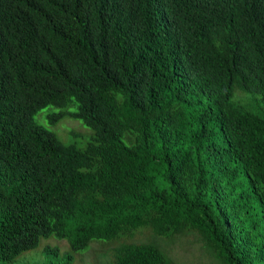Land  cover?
<instances>
[{
	"label": "trees",
	"instance_id": "obj_1",
	"mask_svg": "<svg viewBox=\"0 0 264 264\" xmlns=\"http://www.w3.org/2000/svg\"><path fill=\"white\" fill-rule=\"evenodd\" d=\"M142 228L264 264V0H0V264ZM108 264L177 263L150 241Z\"/></svg>",
	"mask_w": 264,
	"mask_h": 264
},
{
	"label": "rangeland",
	"instance_id": "obj_2",
	"mask_svg": "<svg viewBox=\"0 0 264 264\" xmlns=\"http://www.w3.org/2000/svg\"><path fill=\"white\" fill-rule=\"evenodd\" d=\"M59 112L53 106H46L40 109L33 117L36 124L52 131L58 139L66 145H76L83 148L93 136L92 130L86 127L81 121L64 117L56 124H50V116ZM156 241L158 245L177 264H217L201 247L198 239L193 234L175 236L168 238L157 237L151 230L142 228L134 231L129 237H121L118 240L92 241L90 245L74 254L73 264H108L113 251L124 243H145ZM44 245L57 246L61 251L68 249L65 240H57L54 237L42 239L39 247L23 256L17 264H30L35 259H41V249ZM31 254V255H29Z\"/></svg>",
	"mask_w": 264,
	"mask_h": 264
}]
</instances>
